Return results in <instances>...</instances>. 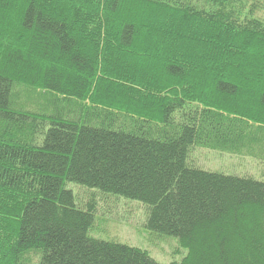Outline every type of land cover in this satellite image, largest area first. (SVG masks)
<instances>
[{"label":"trees","instance_id":"trees-1","mask_svg":"<svg viewBox=\"0 0 264 264\" xmlns=\"http://www.w3.org/2000/svg\"><path fill=\"white\" fill-rule=\"evenodd\" d=\"M264 0H0V264H164L90 235L72 182L148 207L169 264H264Z\"/></svg>","mask_w":264,"mask_h":264},{"label":"rangeland","instance_id":"rangeland-1","mask_svg":"<svg viewBox=\"0 0 264 264\" xmlns=\"http://www.w3.org/2000/svg\"><path fill=\"white\" fill-rule=\"evenodd\" d=\"M189 163L208 171L264 180V161L244 154L196 146L191 150ZM67 187L76 193L82 206L85 207L89 201L95 204V223L91 236L139 247L164 264L181 261L188 255V249L181 245L177 237L160 234L147 226L148 207L143 202L106 194L72 182Z\"/></svg>","mask_w":264,"mask_h":264}]
</instances>
